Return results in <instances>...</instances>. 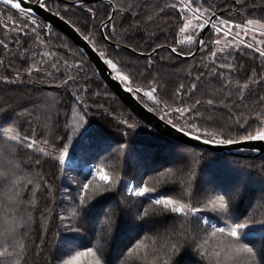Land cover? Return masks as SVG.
I'll return each instance as SVG.
<instances>
[{
    "label": "snow or ice",
    "instance_id": "snow-or-ice-1",
    "mask_svg": "<svg viewBox=\"0 0 264 264\" xmlns=\"http://www.w3.org/2000/svg\"><path fill=\"white\" fill-rule=\"evenodd\" d=\"M31 2H34L39 9L50 12L54 4L56 10L53 15L71 26L76 33L80 34L82 40L87 42L91 53L100 62L97 64L100 73L107 72L111 80L117 83V87L122 88L125 93L134 98L148 113H156L159 121L180 136L202 141L206 145L248 144L249 150L253 152H259L261 146H264V95L257 91V89L264 90V17L247 18L238 23L230 15L225 16L224 12L218 13L217 9L220 5L215 0H166L163 6L156 5V12L164 16H174V23L169 26L173 32L174 41L167 42L165 35L164 43L155 42L154 46L149 43L147 49L138 51V45L133 47L126 41L134 40L130 33L141 32L139 21L134 20L125 27L124 20L128 19L126 15L128 12H131L133 18L137 16L135 9L140 8L139 3H122L121 0H31ZM232 2L247 11L248 0H232ZM24 3L25 0H0V5L5 9L18 13V18L7 16V20L12 21L10 31L15 35L11 39L18 46L17 51L12 52L6 42L9 25L4 21H0V28L5 32V38L0 39V49H3L10 57L32 59L40 55L39 65L33 61L24 69L29 78L35 73L41 77L40 82L44 83L47 82V78L55 81V77L59 74L63 78L57 85V89H67L70 84L76 87L77 91L72 92L71 95L80 107L82 123L79 127L83 129L81 135H85L90 124V121L85 120L89 112L86 99L101 95L79 83L81 77L85 84L92 79L87 70L91 57L85 59L84 48H77L73 51L72 41L67 36L55 31L54 26L43 19L38 22L33 16V7L22 6ZM253 7L264 11V0H261L259 4L253 0ZM70 8H80L85 12L89 21L85 25V31L88 34H83L81 28L77 27L71 19H65ZM227 11L231 12V8ZM147 19L151 21L153 17L148 16ZM160 31L163 34V29ZM176 35H182L183 40L176 41ZM21 36L25 41H38L41 47L48 50L38 52L23 48ZM142 39L145 42L158 41L159 37L155 33H149ZM222 39L224 44L220 46ZM177 43L181 45L186 43L191 47L178 48ZM53 48L63 52L64 55L57 56V53L52 51ZM122 49H130L131 52L144 57V64L139 66L138 61L134 62L121 57ZM160 51L166 52L167 55L159 56ZM245 51L250 54L251 63H236V53ZM29 52L32 56L28 55ZM197 52L200 54L198 60ZM174 58H192L196 60V63L190 65L191 70L187 73L191 78L190 85L180 83L174 90H169L166 82H162L161 76L154 71V64L157 60L171 61ZM61 61H63V71ZM0 64H3L2 59H0ZM241 73H243L242 77ZM95 75L94 71L92 76ZM21 76V72L17 71L15 80L20 79ZM234 76L238 77L235 83L233 82ZM240 79H244V83L241 84ZM0 80L6 83L15 82V80L10 81L7 76L0 77ZM202 80L222 81L220 92L223 94V99L214 104L213 99L205 102L195 98V92ZM233 90L235 99H233ZM108 93L109 89L105 87L102 94L108 99H114L109 97ZM246 99H250L251 104H245ZM205 104L207 107H204ZM221 107L227 109V119L231 123H223V117L215 115ZM209 108L212 111H208ZM258 108L261 110L257 111ZM11 111L14 112V109ZM73 111L75 112L76 109L73 108ZM18 119V117L13 119L9 110L0 105V145L7 146L12 151L21 148L35 153L32 163L36 166L37 172L34 175H26L23 183L18 180L14 182L15 197H20L25 189L31 192L33 198L36 196L37 189L51 193L53 186L44 174L38 171L41 156L52 158L53 153H57L56 162L59 165H65L66 158L69 156L68 141L71 137L65 133L61 138L54 133L51 136L37 139L35 129H29L28 132L17 130ZM121 123L128 130L137 127L135 122L129 123L128 120ZM202 124L217 128L219 131L209 132L206 128L202 129ZM233 127L239 136L238 139L230 135ZM224 131H227L229 135H224ZM127 134V131L123 132V135L127 136ZM189 139H186L183 144L187 145ZM122 149L123 145L118 151ZM176 151L179 157L183 158L185 148L177 146ZM11 174L12 170L0 173V180H9ZM257 177L262 186L257 203L264 207V164L258 166ZM94 181L96 183L90 191L89 187ZM118 183L122 185V190L126 194L122 198V203L131 212L133 218L140 222V225L158 222L155 220L156 217L178 220L181 225L187 223L191 226V240L185 241V244L188 249L195 245L196 251L201 249L198 243L201 231L212 237L219 234L228 241L224 248V255L230 264H240L241 257L244 255L253 258L257 255L254 247L250 246V241H244L246 237L257 235L264 237V218L257 219L254 215L239 213L237 204L240 197L239 188L225 189L222 190L223 194L214 196L193 191L187 194V202H183L185 199V193L182 191L183 181H172L171 183L176 187L166 192H157L156 186L154 184L150 186L149 181L145 180L143 175L136 182H131L110 176L103 168L93 169L91 166H89L88 175L84 177V181L76 183L77 193L71 198L72 207L68 210V214L59 216L64 230L78 232L82 227L79 223L81 217L95 207L90 204L93 197L111 192ZM28 185H33V187L29 189ZM33 198L29 199V205L35 203ZM109 198L101 197V199ZM15 202L20 203V201ZM96 203H100V200ZM212 216L218 220L217 224H209ZM31 221V215H27L14 221L0 232V264H22L21 258L30 251L27 244L22 242L29 236V232L19 230L22 225L27 226ZM209 228H211L210 233ZM172 231L175 229L173 228ZM18 236L20 239L17 238ZM138 246L139 241L133 245V247ZM33 247L38 246L33 245ZM64 247L67 258H58L57 264H78L79 259L85 255L92 257L90 264H110L105 257L102 245L96 249L87 247L83 251L68 254L73 251L76 244L74 240L67 239L64 241ZM131 250L130 248L129 251ZM183 251L184 249H181L178 242L173 243L171 244V255L167 251H162L156 258V264H177L173 257ZM214 255L219 257L221 253L217 251ZM259 255L264 261V250H259ZM23 264H27L26 259Z\"/></svg>",
    "mask_w": 264,
    "mask_h": 264
},
{
    "label": "trees",
    "instance_id": "trees-1",
    "mask_svg": "<svg viewBox=\"0 0 264 264\" xmlns=\"http://www.w3.org/2000/svg\"><path fill=\"white\" fill-rule=\"evenodd\" d=\"M121 2L140 4V8L135 9L137 13L135 18L132 17L131 12L126 13L128 19L124 20L125 27L133 23L134 20H138L141 27V32L130 33L134 40L126 41L127 43H131L133 47L138 45V51H140L147 49L149 43L153 46L155 42L164 43L165 35L167 42L174 41L173 32L169 28L174 23V16H164L156 12V5L163 6L166 0H121ZM215 2L220 5L217 9L218 12H224L225 16L230 15L238 23L247 18L264 17V11L253 7V0H248L247 11L245 8L233 4L232 0H227V2L226 0H215ZM260 2L261 0H255L256 4ZM229 8H231V12L227 11ZM55 10L56 7L53 4L52 12ZM9 15L18 18V13H15L14 10L5 9L0 5V21L9 25L6 42L9 44L10 50L16 52L18 46L11 39L15 33L10 31L12 21L7 20ZM148 16H152L153 19L149 21ZM34 18L38 22L41 20L37 17ZM65 19H71L77 27L81 28L83 34H88L85 31V25L89 21L82 9L70 8ZM28 23L30 24V21ZM160 29H163V34ZM54 30L58 31L55 28ZM149 33H155L159 40L145 42L142 37ZM178 36H175L176 41ZM4 38L5 32L0 28V39ZM20 39L23 48L38 52L48 50L41 47L38 41H25L22 36ZM72 46V50L76 51L77 47L73 43ZM176 46L180 48L178 44ZM181 47L187 49L191 46L181 45ZM52 51L56 52L57 56L64 55L63 52L57 51L55 48ZM28 55L32 56V53L29 52ZM120 55L124 59L138 61L139 66L144 64V57L127 49H122ZM158 55L166 56L167 53L160 51ZM199 55L197 52V60ZM0 59L3 60V64H0V77L7 76L12 81L15 80L17 71L22 74L21 78L15 80L14 83L0 80V105L9 110L13 119L19 118L16 124L17 130L28 132L29 129H35L37 139L51 136L54 133L63 138L67 133L74 146L72 149L69 147L71 149L70 156L76 157L84 163L93 162L95 166L101 165V163L108 164L109 161H112L111 156L115 151L119 154L116 158L117 162L122 165L120 179L132 178L137 181L143 175V178L149 181L150 186L153 184L156 186L157 192H166L172 187H176L171 183L172 181H183L182 191L185 193L183 202H187V194L193 191L214 196L223 194L222 190L225 189L239 188L240 197L237 200L239 213L254 215L257 219L264 218V207L257 203V197L261 195L262 188L258 182L257 168L264 164V154L259 156L223 155L184 145L167 138L133 115L97 73L92 76L95 70L90 62L87 70L92 79L88 84H85L81 77L79 83L85 88L90 87L93 92H99L101 95L86 99L89 112L85 120L90 121V124L87 134L81 135L83 129L79 126L82 123L80 121L82 113L71 95L72 92L77 91L74 85L70 84L67 89H57V85L63 78L59 74L55 77V81L52 78H47V82L44 83L40 82L41 77L35 73L29 78L24 69L33 61L39 65L40 55H36L32 59L10 57L8 53L0 49ZM69 62L71 63V60ZM235 62L250 64V54L246 51L236 53ZM193 63H196V60L192 58H174L171 61L157 60L154 64V71H157L161 76L162 82H166L169 90H174L180 83H184L186 86L190 85L191 78L187 73L191 70L190 65ZM61 67L63 71V61H61ZM240 76L242 77L243 73ZM237 78L233 77L234 83ZM222 83L218 80L210 82L202 80L195 92V98L205 102L208 99H213L215 104L216 101L223 99V94L220 92ZM240 83H244V79H240ZM105 87L109 89V97L114 99H108L102 94ZM257 91L264 95V90L257 89ZM44 96L50 103L47 105V101H45L43 106H40ZM233 99H235L234 90ZM244 103L251 104V100L246 99ZM204 107L207 105L205 104ZM229 107H231V103H229ZM73 108L76 109L75 112ZM13 109L14 112L11 111ZM260 110L257 109V111ZM208 111H212V109L209 108ZM215 115L222 116L223 123H231L227 119V109L221 107V110L217 111ZM130 119L137 122V127L132 130H128L121 123L124 120L130 122ZM201 127L202 129L206 128L209 132L219 131V129L208 127L205 124H202ZM124 131L128 132L127 136L123 135ZM223 134L229 135L227 131H224ZM230 135L233 138H239L234 127ZM121 145H123V149L118 151ZM177 146L185 148L183 158L177 154ZM0 147L2 150L3 145ZM7 150L10 157L18 160L20 177L16 178L12 173L9 180H0V232L14 221L31 215L32 221L27 226L22 225L19 230L20 232H29V236L22 242L27 244L30 251L21 258L22 264L25 259L27 264H55V257L59 252L57 246L61 243L62 238H65L64 241L74 240L76 244L74 249L84 250L87 247L96 249L102 245L105 257L110 261V264H156L157 256L162 251H167L171 255V244L177 242L181 249H184L181 254L173 257L177 264H197V262L198 264H214V252L220 251L221 253L220 242L223 237L219 234L212 237L201 231L198 239L201 249L196 251L195 245L188 249L185 244V241L191 240V226L187 223L181 225L178 220L156 217L155 220L158 222L140 225V222L133 218L131 212L122 203V198L126 194L118 185L111 192L101 193L90 201V204L95 207L80 219L79 223L82 225L83 233L81 237L64 234L61 231L59 219L61 205L65 202L64 193L65 190H68L70 199L77 193L76 185H70L68 180L72 177L74 182H82L88 172L81 167L74 168L70 163L59 165L55 156L52 158L41 156L38 171L42 172L53 186L51 193L41 192L37 189L36 196L33 198L31 192L25 189L20 197H15L14 182L18 180L23 183L26 175H34L37 172L36 166L32 163L35 153L21 148H17L15 151L10 148ZM32 187L33 185H28L29 189ZM101 197L110 198L101 199ZM30 198L35 200L33 205L28 203ZM97 200H100V203H96ZM15 201H20V203ZM212 222L217 224L218 220L212 216L209 219V224L211 225ZM153 225L156 226L153 227ZM173 228L175 231H172ZM208 232H211V228L208 229ZM203 234L205 235L203 236ZM17 238L20 239L19 236ZM137 241H139V246L133 247ZM249 241L257 255L254 258L247 255L242 256L240 264H264L259 255V250H264V237L260 235L246 237L244 242ZM33 245L38 247H33ZM130 248L131 251H129ZM207 249H211L210 254Z\"/></svg>",
    "mask_w": 264,
    "mask_h": 264
},
{
    "label": "water",
    "instance_id": "water-1",
    "mask_svg": "<svg viewBox=\"0 0 264 264\" xmlns=\"http://www.w3.org/2000/svg\"><path fill=\"white\" fill-rule=\"evenodd\" d=\"M22 6H29L33 7L34 13L33 16L43 19L45 22L50 23L54 26L55 29L63 33L67 36L72 43L77 48H84L86 52V59H89L90 64L94 68L97 75L103 80V82L111 89V91L118 97V99L123 103V105L133 114L135 115L140 121L146 124L151 129H154L158 133L166 136L167 138L183 144L186 139L177 134L176 132L172 131L168 126H166L163 122L159 121L158 115L155 113H148L146 109L143 108L142 105L138 104L134 98H132L129 94L125 93L122 88L117 87V83L113 82L111 78L108 76L107 72L100 73L97 69V64L100 62L96 60L95 55H93L90 51V47L87 46V42L82 40V37L79 33H76L74 29L66 25L64 22L60 21L58 17L53 15V12L39 9L38 6L29 0H25L24 5ZM222 12V11H220ZM219 13V12H218ZM131 51L130 49H127ZM195 51V50H194ZM249 143H257V142H249ZM192 147H196L199 149L207 150L217 154L223 155H249V156H259L264 154V146H261V150L259 152H253L249 150L248 144H233L228 146L223 145H206L203 144L202 141H195L194 139H189V143L187 144Z\"/></svg>",
    "mask_w": 264,
    "mask_h": 264
},
{
    "label": "rangeland",
    "instance_id": "rangeland-1",
    "mask_svg": "<svg viewBox=\"0 0 264 264\" xmlns=\"http://www.w3.org/2000/svg\"><path fill=\"white\" fill-rule=\"evenodd\" d=\"M181 40H183V36L179 35L178 38H177V41H181ZM177 44L181 47V44H179V43H177ZM223 44H224V40L222 39L220 46H223ZM183 45H188V44L185 43ZM220 46H217V47H220ZM45 101H47V103H46L47 105L50 103L47 100V98L44 96L43 97V101L39 105L43 106L42 104H44ZM133 122L137 123L136 121H132L130 119L129 123H133ZM68 143H69V147H71V149H72L74 147L73 146V142L69 141ZM6 147L7 146H3L2 150H1V147H0V150H1V152H0V157H1L0 158V173L8 172V171L12 170V173H14L16 178H17L19 176V174H20V169H19V166L17 165L18 164V162H17L18 160H17V158H12V157H10L8 155L9 154L8 150H7L8 147L7 148ZM71 149L69 148V156L66 158V164L70 163V165L72 167H74V168L81 167L84 171H87V172L89 171V166H91L93 169L103 168L104 171L107 172L110 176H114V177L120 178V172H121V169H122V165L117 162L118 159H116V158H117V156L119 154H117L115 151H114V154L111 156L112 157V161H109L108 164L101 163V165L95 166L93 162L84 163V162L79 161L76 157L72 158V156H70V154H71L70 150ZM56 154L53 153V156H56ZM121 163H122V161H121ZM89 178L91 179V177H89ZM125 180L131 181V182H136V180H133L132 178H125ZM68 183L70 185H76V183H79V181L78 182L77 181L74 182L73 178L71 177V178H69ZM95 183H96V181H94V183L90 185V187H89L90 191L94 187ZM117 185H118V187H120L122 189V185L121 184L118 183ZM65 191H66L64 193L65 202L61 205V208H60V210H61L60 213L63 214V215H67L68 214V210H70V208L72 207V204L70 203L71 199L69 198V193H67L69 191L68 190H65ZM212 224H215V223L212 222ZM155 226L156 225H153V227H155ZM221 226H223V225H221ZM61 231H63L64 234H72V235H75V236H78V237H81L83 235L81 228H80V230L78 232H75V231L74 232H66L64 230V228L62 227ZM205 234H203V236ZM64 239L65 238H62L61 239V243L58 244V246H57L59 252H57V255L55 257V264H57V259L58 258H60V259H66L67 258V255H65L66 249L64 247ZM227 242L228 241L226 240V238L223 237V240H221V242H220V247H222L221 255L219 257H216V256L213 257L214 264H218V261H219V264H230V262L226 260L225 255H224V248H225V245H226ZM207 250H208V252L210 254L211 253V251H210L211 249H207ZM75 251H83V250L76 248V249H73V251L69 252L68 254H74ZM91 260H92L91 256L85 255V256H83V257H81L79 259L78 264H90Z\"/></svg>",
    "mask_w": 264,
    "mask_h": 264
}]
</instances>
